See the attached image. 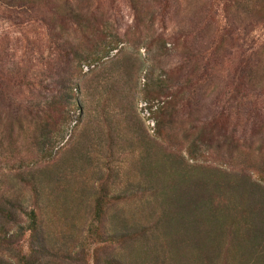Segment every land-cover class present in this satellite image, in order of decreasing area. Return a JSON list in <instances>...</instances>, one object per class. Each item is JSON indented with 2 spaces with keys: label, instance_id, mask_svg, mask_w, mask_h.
Wrapping results in <instances>:
<instances>
[{
  "label": "trees",
  "instance_id": "trees-1",
  "mask_svg": "<svg viewBox=\"0 0 264 264\" xmlns=\"http://www.w3.org/2000/svg\"><path fill=\"white\" fill-rule=\"evenodd\" d=\"M129 1L138 26L151 28L155 6L169 0ZM172 1L178 6L180 1L193 2L187 10L196 18V36L204 43V37L210 38L186 84H191L195 72L200 74L196 92L214 84L218 101L202 122L180 124L179 132L173 126L178 103L172 96L183 92L189 96L194 88L175 83L171 76L167 82H155L149 71L144 94L154 93L162 105L152 112L153 136L133 142L140 166L137 180L116 194L100 185L90 197L93 216L87 234L59 255L60 251L48 248L42 232L39 174H49L52 165L66 161L69 153L85 151L84 122L80 118L76 123L71 117L76 112L83 115L77 99L83 90L79 79L86 77L85 67L104 64L128 34L119 35L95 0H0L4 14L18 18L21 11L42 23L58 55L40 71L0 64V183H14L33 193L29 210L20 199L22 193L0 197V264H126L128 254L157 250L161 239L169 248L171 264H264V191L259 186L264 183V130L249 140L245 133L237 138L238 127L232 121V115L239 113L233 101L244 99L248 92L264 91V39L252 36L257 27L264 28V0ZM120 60H112L111 65ZM219 60L220 66L225 60L237 62L238 81L230 92L224 81L232 75L222 79L219 66L210 68L211 61ZM32 74L36 81L26 84ZM174 88L177 93L168 94ZM24 89L34 93L31 100L24 101ZM183 153L196 164L205 154H215L225 163L226 172L212 170V165L192 166ZM108 154L115 157L111 145ZM217 193L234 205L231 213L215 210L211 196ZM156 202L161 210L152 213L149 226L119 231L114 224L125 205Z\"/></svg>",
  "mask_w": 264,
  "mask_h": 264
},
{
  "label": "rangeland",
  "instance_id": "rangeland-1",
  "mask_svg": "<svg viewBox=\"0 0 264 264\" xmlns=\"http://www.w3.org/2000/svg\"><path fill=\"white\" fill-rule=\"evenodd\" d=\"M183 3L180 1L179 7L169 0L168 4L162 2L155 6L153 25L149 28L138 26L136 13L129 0H95L96 7L107 15L111 24L113 23L114 28L119 31V35L128 36L124 37L127 40L120 43L118 49L113 51L108 59H104V64L95 68L85 67L83 73L86 77L79 79L83 90L82 94H77V99L81 103L83 115L76 112L71 113V117L76 123L80 118L84 122L85 138L82 146L85 151L80 154L76 151L69 153L66 161L57 166L52 165L54 167L49 174L48 171L39 174L41 181L38 204L43 207L42 217L45 222L42 232L48 248L53 253L60 251L59 255H62L83 236V233L87 234L86 229L93 216L92 208L89 206L90 197L98 191L100 185H107L111 188V193L115 194L134 186L140 166L136 163L138 152L133 142L153 136L155 122L152 119V112L162 105L154 93L151 96L144 94V91L146 92L144 88L149 83V71L153 74L152 79L155 82L156 80L167 82L171 76L175 83L189 89L194 88L189 96L188 92L172 96L178 103L176 105L178 116L173 121V126L179 132L183 127L180 124L190 126L202 122V116L206 115L211 106L218 101L214 97L216 96L214 84L204 85L200 89L201 93L196 92L197 78L200 74L195 72L191 84H186L188 78L192 77L197 56L205 49L204 46L210 38L204 37L205 43L199 41V35L196 36L193 29L196 18L187 10L188 5H192L193 2ZM20 12L17 11V18L0 10V64H17L33 69L32 71L47 69L58 59L49 40V33L42 23L33 21ZM241 33L243 34V31ZM252 36L263 42L264 28L257 27ZM117 58L121 60L111 65V61ZM207 62L206 60L205 64ZM213 62L211 61L210 68L219 66L223 72L222 79L232 75L230 79L224 81L229 83V87L227 83H222L230 92L238 81L237 62L225 60L223 66H220V60L214 64ZM91 69L93 72H90ZM27 81L26 84H30L36 79L32 74ZM23 91L24 101L31 100L34 93L31 94L25 89ZM221 92L219 89L218 96ZM163 93L166 95V92ZM175 93H177L175 88L168 91L171 95ZM256 93L258 94L248 92L244 99L238 98L233 101L239 110L238 114L232 115V121L238 127L237 138L245 133L249 140L252 135L264 130V91ZM115 127L119 130H114ZM119 144H122L121 147H118ZM110 145L115 153L112 159L108 154ZM257 146L258 144L254 149ZM121 151L123 152L120 153ZM182 156L188 160L187 153H183ZM216 158L215 154L209 156L207 153L197 164L192 160H188V164L195 167L212 165L210 169L226 172L225 163L221 158ZM107 167L110 168L109 171ZM2 182L0 197L2 194L10 196L22 193L20 199L24 207L26 206L28 210L32 208L31 190L22 191L20 186L14 183ZM259 186L264 191V183H260ZM258 196L257 191L255 197L258 199ZM262 197L264 201L263 192ZM211 198L215 210L221 209L231 213L230 210L234 208L233 204L226 203L223 194L217 193ZM235 201L238 202L236 198ZM222 203L226 205L225 209L221 208ZM160 208V202L153 205L146 203L125 205L121 209L120 220L117 218L114 224H118L119 231H123L124 227L133 231L137 227L149 226L152 213H159ZM95 246L93 243L92 248ZM170 256L168 246L164 239H161L157 250L144 249L139 253H130L125 261L126 264H171L173 260Z\"/></svg>",
  "mask_w": 264,
  "mask_h": 264
}]
</instances>
